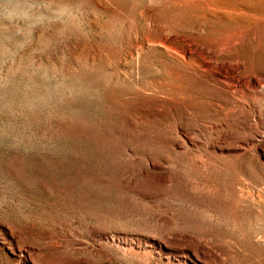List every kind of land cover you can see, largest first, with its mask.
<instances>
[{
    "label": "rangeland",
    "instance_id": "rangeland-1",
    "mask_svg": "<svg viewBox=\"0 0 264 264\" xmlns=\"http://www.w3.org/2000/svg\"><path fill=\"white\" fill-rule=\"evenodd\" d=\"M0 264H264V0H0Z\"/></svg>",
    "mask_w": 264,
    "mask_h": 264
},
{
    "label": "bare ground",
    "instance_id": "bare-ground-1",
    "mask_svg": "<svg viewBox=\"0 0 264 264\" xmlns=\"http://www.w3.org/2000/svg\"><path fill=\"white\" fill-rule=\"evenodd\" d=\"M207 65H208V64H207ZM205 67H206V66H205ZM210 68H211V67H210ZM250 81H252L253 84H257V82H259L258 80H256V78H255V79H252V80H250ZM259 83H260V82H259ZM253 86H254V85H253ZM257 86H258V85H257ZM259 86H260V85H259ZM259 86H258V87H259ZM254 87H255V86H254Z\"/></svg>",
    "mask_w": 264,
    "mask_h": 264
}]
</instances>
